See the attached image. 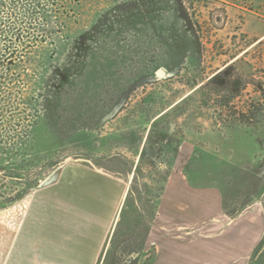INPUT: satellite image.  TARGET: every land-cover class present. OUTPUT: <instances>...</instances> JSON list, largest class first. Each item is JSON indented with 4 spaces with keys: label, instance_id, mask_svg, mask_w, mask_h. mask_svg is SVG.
I'll use <instances>...</instances> for the list:
<instances>
[{
    "label": "rangeland",
    "instance_id": "obj_1",
    "mask_svg": "<svg viewBox=\"0 0 264 264\" xmlns=\"http://www.w3.org/2000/svg\"><path fill=\"white\" fill-rule=\"evenodd\" d=\"M135 4L139 29L119 18ZM241 57L219 96L196 91ZM186 145L190 178L224 186L229 212L264 200V0H0V264L48 263L12 249L72 164L129 175L116 241L137 237L154 264L147 238Z\"/></svg>",
    "mask_w": 264,
    "mask_h": 264
},
{
    "label": "crops",
    "instance_id": "obj_2",
    "mask_svg": "<svg viewBox=\"0 0 264 264\" xmlns=\"http://www.w3.org/2000/svg\"><path fill=\"white\" fill-rule=\"evenodd\" d=\"M191 156V147L180 148L148 235L154 264H264V200L229 212L224 186L192 181ZM109 170L64 169L54 188L39 193L14 254L46 256L47 264H102L130 189L129 175Z\"/></svg>",
    "mask_w": 264,
    "mask_h": 264
},
{
    "label": "trees",
    "instance_id": "obj_3",
    "mask_svg": "<svg viewBox=\"0 0 264 264\" xmlns=\"http://www.w3.org/2000/svg\"><path fill=\"white\" fill-rule=\"evenodd\" d=\"M124 7V5L122 6ZM129 7V6H128ZM126 8L125 10L122 11V15H120L119 18H125L124 24L128 25V27H133L136 29L141 28L142 26H145L147 23L142 24L140 22V19L142 18V16L144 15V11L142 9V5H132L129 8ZM124 8H121L120 10H122ZM183 15V13H182ZM111 13L107 12L100 20V23L102 24V26L107 25L108 23H110L111 21ZM151 22V20H150ZM149 22V23H150ZM154 22V21H153ZM148 23V24H149ZM189 28H191L190 30H194L192 24L190 23ZM113 27L110 28V30H112ZM100 31V29L98 30ZM114 31V29H113ZM104 32V31H102ZM194 36V33L192 34ZM86 36H83L82 39H85ZM81 41H85L88 42V40H81ZM100 48H104L106 46V44H104L103 42H101L100 44ZM95 52H89V50L86 51L85 56H93L95 55ZM247 54V53H246ZM198 58H200V56L198 55ZM242 62H244V59L241 57L237 60H235L234 62H232L230 65H228L227 67H225L223 70H221L220 72H218L217 74H213L211 76V78L204 84L202 85L199 89H197L196 91H201L202 89H207L209 87H213L212 88V93L213 95H220L222 92H224L228 87V82H222L220 81V78L225 75L226 73H229L231 71H236V67L238 65H240ZM114 99V96L112 97ZM129 95L126 94V92H120L118 93L117 97L115 98L114 101H112V104L110 105L111 109H110V113L102 119L101 124L105 123L106 121L109 120V118L114 117L118 112H120L124 106L126 105L127 101H128ZM226 103V102H225ZM228 103V102H227ZM226 103V104H227ZM57 102L54 100L52 105H56ZM221 106H223L222 104H220ZM227 105H224V107H226ZM170 111V110H169ZM169 111H167L165 114H167ZM165 114H163L161 117H159L157 120L154 121V123L156 121H158L159 119H161L162 117L165 116ZM132 193V188L129 191V194L131 195ZM128 198L129 195L127 196V200L126 203L128 202ZM125 208V206H124ZM122 216V215H121ZM120 222L118 223V226L113 234L111 243H110V247L108 249V251L106 252L104 259H102V264H139V259L143 253V248H145V245L142 247L141 241L136 237L135 238H131V239H123L122 241H119V243L116 241L117 239V232L119 230V226H120ZM117 243V245H116ZM116 249L119 251H116ZM116 256H118L119 258L116 259ZM155 257V254H154Z\"/></svg>",
    "mask_w": 264,
    "mask_h": 264
},
{
    "label": "water",
    "instance_id": "obj_4",
    "mask_svg": "<svg viewBox=\"0 0 264 264\" xmlns=\"http://www.w3.org/2000/svg\"><path fill=\"white\" fill-rule=\"evenodd\" d=\"M157 76L164 78V77H166V72L164 70L160 69L157 71Z\"/></svg>",
    "mask_w": 264,
    "mask_h": 264
}]
</instances>
